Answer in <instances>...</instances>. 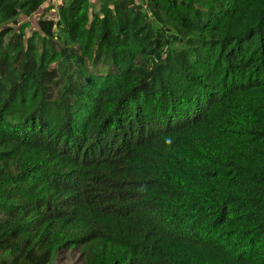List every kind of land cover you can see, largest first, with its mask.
I'll list each match as a JSON object with an SVG mask.
<instances>
[{"label": "trees", "instance_id": "obj_1", "mask_svg": "<svg viewBox=\"0 0 264 264\" xmlns=\"http://www.w3.org/2000/svg\"><path fill=\"white\" fill-rule=\"evenodd\" d=\"M48 1L0 0V264H264V0Z\"/></svg>", "mask_w": 264, "mask_h": 264}, {"label": "rangeland", "instance_id": "obj_2", "mask_svg": "<svg viewBox=\"0 0 264 264\" xmlns=\"http://www.w3.org/2000/svg\"><path fill=\"white\" fill-rule=\"evenodd\" d=\"M62 1L63 0H49L44 8L51 6V5H54V6L59 5ZM90 2L94 4L95 6H98V2L96 0H90ZM40 13L41 12H39L38 14H36L35 16L29 19L22 18L21 16L18 19V22L19 23L28 22L31 26V29L35 28L36 20L40 16ZM54 264H83V261L81 260L79 253L75 250H72V251H68L66 253L59 255L57 261Z\"/></svg>", "mask_w": 264, "mask_h": 264}]
</instances>
